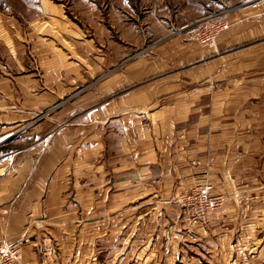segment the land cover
<instances>
[{
	"label": "crops",
	"instance_id": "1",
	"mask_svg": "<svg viewBox=\"0 0 264 264\" xmlns=\"http://www.w3.org/2000/svg\"><path fill=\"white\" fill-rule=\"evenodd\" d=\"M214 1L115 71L35 34L29 69L0 72L18 264H264V0ZM208 15L230 25L218 52L191 43ZM205 183L221 205L192 224L180 201Z\"/></svg>",
	"mask_w": 264,
	"mask_h": 264
},
{
	"label": "rangeland",
	"instance_id": "2",
	"mask_svg": "<svg viewBox=\"0 0 264 264\" xmlns=\"http://www.w3.org/2000/svg\"><path fill=\"white\" fill-rule=\"evenodd\" d=\"M215 4L214 0H0V72L29 69L23 62L33 58L29 39L35 34L56 41L67 57L80 56L88 62L110 57V70L115 71L128 57L155 48L163 36H177ZM204 24L190 34L198 47L193 36ZM77 36L91 37L97 44L70 48ZM15 149L0 147V158Z\"/></svg>",
	"mask_w": 264,
	"mask_h": 264
},
{
	"label": "built area",
	"instance_id": "3",
	"mask_svg": "<svg viewBox=\"0 0 264 264\" xmlns=\"http://www.w3.org/2000/svg\"><path fill=\"white\" fill-rule=\"evenodd\" d=\"M230 29L229 22L222 16H210L197 33L194 34V41L205 49H213L218 52V40L222 33ZM184 210V215L192 224L206 225L210 215L216 211L220 205L219 197L213 195V186L204 184L183 197L180 201ZM19 252L0 240V264H18Z\"/></svg>",
	"mask_w": 264,
	"mask_h": 264
}]
</instances>
